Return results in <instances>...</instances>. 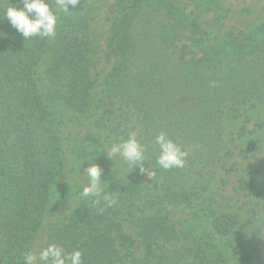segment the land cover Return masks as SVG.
<instances>
[{
    "label": "trees",
    "instance_id": "1",
    "mask_svg": "<svg viewBox=\"0 0 264 264\" xmlns=\"http://www.w3.org/2000/svg\"><path fill=\"white\" fill-rule=\"evenodd\" d=\"M192 1L208 8L225 0ZM9 2L16 0H0V264H24L66 170L64 122L43 98L38 68L51 53V72L65 88L61 98L77 117L90 121L98 115L93 102L99 93L89 55V14L59 16L53 37L26 39L3 18ZM118 10L109 42L112 68L101 91L107 107L90 122L97 133L73 151L99 165L104 188L87 197L80 189V205L68 222L55 226L49 243L68 252L79 249L83 264H228L220 238L236 264H252L260 229L232 211L233 199L213 184L221 174L237 172L229 162L236 146L227 125L264 106V22L241 41L227 33L212 43L174 0H120ZM184 40L195 53L186 52ZM160 132L186 151L183 167L164 170L157 164ZM133 134L144 152L141 173H151L157 191L151 206L135 214L137 239L123 232L116 203L132 205L144 189L119 173L107 151ZM238 183L245 188V178ZM171 208L197 209L196 218L207 220L212 232L179 226ZM137 243L141 256L131 252Z\"/></svg>",
    "mask_w": 264,
    "mask_h": 264
},
{
    "label": "rangeland",
    "instance_id": "2",
    "mask_svg": "<svg viewBox=\"0 0 264 264\" xmlns=\"http://www.w3.org/2000/svg\"><path fill=\"white\" fill-rule=\"evenodd\" d=\"M119 1L89 0L86 4H82V7L69 4L70 12L60 15L75 18L79 15V10L83 11V14H89L91 50L89 55L94 64L92 77L99 93L93 105L99 106L96 110L98 115L89 121L86 117H77L67 108L61 98L65 94L63 82L51 72V53L45 57L38 68L37 78L43 98L59 120L64 122L61 134L66 150V170L54 189L44 227L33 242L32 251L34 253L39 247L47 246L55 226L70 220L82 201L78 194L79 190L89 183L85 169L95 163L78 159L73 151L81 146L82 140L88 134L97 133L90 122L101 116L107 107L101 91L106 75L112 68L109 58V42L113 35V24L119 16ZM174 1L198 20L199 35L210 38L212 43L219 42L227 33H233L235 39L241 41L251 30L264 22V0H225L216 7L208 8L198 6L192 0ZM184 45L188 54L196 52L189 41L184 40L182 46ZM227 134L229 138L235 140L236 149L233 147L234 155L229 162L237 165V172L230 175L221 174L213 184V189L233 199L232 204L235 208L232 211L240 213L244 222L253 221L260 229L261 235L254 240L251 246L254 253L252 264H264V106L244 111L238 121L229 122ZM113 146L107 149L111 155ZM112 156L119 173L124 178L137 181L144 189L141 197L132 205H125L123 202L116 203L121 212L118 218L123 232L137 239L138 226L135 214H138L140 208H149L152 200L155 199L157 191L154 188V178L151 173H141L142 161L129 163L122 155ZM77 164H79L78 168ZM242 177L245 178V188H240L238 183ZM222 178L227 180L224 185L221 183ZM103 188L104 185L99 183L100 191ZM195 210L193 208H171L170 218L181 227H193L198 233L212 232L207 220L196 218L197 209ZM148 213L150 214L151 211L149 210ZM216 241L219 249L226 255L228 264H236L233 253L225 247L223 240L217 238ZM119 246L123 253L127 252L125 246ZM131 252L138 256L144 253L139 243Z\"/></svg>",
    "mask_w": 264,
    "mask_h": 264
},
{
    "label": "clouds",
    "instance_id": "3",
    "mask_svg": "<svg viewBox=\"0 0 264 264\" xmlns=\"http://www.w3.org/2000/svg\"><path fill=\"white\" fill-rule=\"evenodd\" d=\"M78 2L79 0H22L21 7V0H16L4 7L2 15L26 39L34 36L51 38L56 33L58 17L70 12L69 4L75 6ZM53 5L57 9L56 12L52 11ZM4 35L0 33V38ZM155 144L159 149L157 164L160 168L168 170L185 165L186 151L166 133L160 132L155 138ZM117 154L122 155L129 163L144 159L141 145L136 141L134 134L128 140L112 147V155ZM76 167L78 168L79 164ZM101 172L102 169L96 164L85 169L89 183L83 188L82 196L95 195L100 191ZM111 203L112 201L108 200V204L111 205ZM82 256L79 249L68 252L62 245L48 243L46 247H39L35 253L29 249L24 253L23 259L26 264H83Z\"/></svg>",
    "mask_w": 264,
    "mask_h": 264
}]
</instances>
